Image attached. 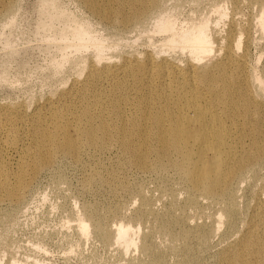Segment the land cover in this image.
<instances>
[{"label": "rangeland", "instance_id": "1", "mask_svg": "<svg viewBox=\"0 0 264 264\" xmlns=\"http://www.w3.org/2000/svg\"><path fill=\"white\" fill-rule=\"evenodd\" d=\"M99 2L107 12L90 9L86 0H0V161L13 172L21 156L38 147L39 119L51 122L65 111L84 116L85 109L99 106L98 121L112 110L114 99H127L123 115L135 117L145 100L141 92L150 90L151 73L155 86L172 80L168 99L180 98L179 79H162L154 69L164 60L170 69L182 70L203 62L187 49L162 44L172 34L157 29L156 20L165 14L175 17L176 29L209 21L210 59L226 62L237 88L244 86L253 98L249 109L229 117L233 131L252 118L256 122L255 100L264 115V0ZM79 26L104 43L101 56L93 43L80 48L74 37ZM121 79L123 91L115 88ZM197 85L207 92L203 82ZM156 99H162L159 91ZM143 106L150 114L160 107L155 99ZM244 141L251 148L250 137ZM82 146L78 157L58 151L28 175L15 197L0 190V264H191L187 259L219 264L243 246L247 229L264 234L254 219L264 210V161L237 176L228 194L210 197L194 190L167 158L157 164L151 154L145 168L116 141ZM79 217L89 225L86 234L76 225ZM120 223L139 227L128 252L115 240ZM102 228L110 233L107 239ZM260 239L264 246V236ZM148 242L160 258L144 249ZM252 254L254 264H264V249Z\"/></svg>", "mask_w": 264, "mask_h": 264}, {"label": "bare ground", "instance_id": "2", "mask_svg": "<svg viewBox=\"0 0 264 264\" xmlns=\"http://www.w3.org/2000/svg\"><path fill=\"white\" fill-rule=\"evenodd\" d=\"M86 1L90 9L104 8L107 12L105 7L99 6V0ZM260 22L264 27V13L260 16ZM156 26L158 31L172 33L162 44L171 48L187 49L198 64L203 62L197 66L191 63L188 70H182L177 66L170 69L168 61L164 60L154 69L162 79H165V76L179 79L180 98L168 99L169 92L173 90L172 80L155 86L154 73H151L150 90L141 92L145 95V100L139 107L140 113L135 117L125 118L123 115L122 106L126 104L127 99H114L112 110L105 111V116L98 121L94 113L100 111L99 106H95L92 112L85 109L84 116L81 113L65 111L64 115L58 112L51 122L39 119L35 124L38 128L37 149L21 156L14 172L6 163L0 161V190L15 197L19 191L18 187L26 185L28 175H34L58 151L78 157L82 145L99 147L102 142L109 141L118 142L133 162L144 167L149 165L148 157L151 154L155 155L157 164H164V159L167 158L182 177L190 181L194 190L210 197L228 194L232 181L237 176L249 169V166L254 170L264 161V115L260 107L261 102L255 100L259 110L256 122H253L255 118H252L247 125L236 127L238 130L235 132L229 124L232 113L249 109L253 98L244 86L237 88L234 82L236 76L227 72L226 62L210 59L213 56V41L209 32V21L203 19L176 29L175 17L165 14L156 20ZM74 37L82 45L80 48L93 43L98 54L102 55L104 43L90 35L85 26L77 27ZM230 47L228 52L232 53L233 45ZM159 69L163 70V75L159 74ZM121 80L123 81H119L115 88L123 91L126 84L124 79ZM198 81L205 84L207 92L202 93L197 85ZM156 91L160 92V101L156 99ZM200 94L211 95V99L200 100ZM184 97L186 103H183ZM151 99H155V104L160 107L150 114L143 103ZM139 101L141 102L142 98ZM166 106L171 108L165 109ZM142 119H146L145 125L142 124ZM69 127L73 134L69 133ZM247 130H250V133H246ZM236 134L242 139L236 137ZM245 136L250 137L249 149L246 148ZM8 175L14 179L13 182L11 179V182L9 181ZM254 219L264 228V210L262 218L256 214ZM76 225L84 234L90 229L82 217L77 219ZM138 230L139 227L120 223L116 228L115 240L128 252L132 250L131 246L139 233ZM100 234L104 239L110 235L105 228L100 230ZM179 236L182 235H177ZM263 236L264 234L254 229H247L240 238L243 246L223 255L219 264H254L252 250L258 254L263 251L264 246L260 239ZM144 249L160 258L159 249L153 243L148 242ZM186 262L193 264L191 259Z\"/></svg>", "mask_w": 264, "mask_h": 264}]
</instances>
